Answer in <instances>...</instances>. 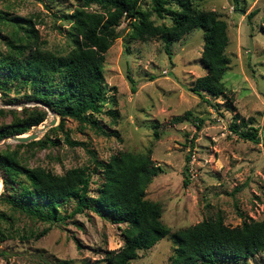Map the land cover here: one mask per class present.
Wrapping results in <instances>:
<instances>
[{
	"label": "rangeland",
	"instance_id": "1",
	"mask_svg": "<svg viewBox=\"0 0 264 264\" xmlns=\"http://www.w3.org/2000/svg\"><path fill=\"white\" fill-rule=\"evenodd\" d=\"M80 1L0 0V9L31 16L43 45L62 54L70 47L65 37L70 24L67 13ZM138 1L142 8H150V0ZM195 3L213 9L226 23L223 96L204 92L200 96L187 88L204 72L199 60V26L172 41L168 54L157 37L129 38V20L121 18L115 26L119 35L102 62L104 100L95 116L102 127L66 117L63 130L49 133L55 140L51 144L15 147L17 141L9 137L0 143L15 148L27 166L41 165L56 173L83 166L89 177V196L97 195L102 181L97 161H106L118 150H149L150 159L160 168L145 186L144 196L159 203L160 220L168 233L150 247L138 249L128 264H169L175 245L171 233L202 218L219 214L232 226L242 219L264 217V0ZM88 7L100 9L93 3ZM250 10L254 13L248 15ZM149 11L154 22H169L167 16L156 17ZM126 74L133 79V89ZM6 98L10 102L0 100V107L18 110L32 103L21 101V94L13 89ZM107 109L115 110V116ZM184 110H190L191 117L172 119ZM50 116L47 112L28 131L37 130ZM9 118L6 113L0 122ZM233 121L238 130L254 129L258 141L239 137L230 128ZM64 133L71 143L65 141ZM74 203L71 198L61 202L58 212L67 215ZM0 212L4 213L0 216V264H105L106 251L123 242L124 223L110 222L90 208L48 223L11 209L0 198ZM216 264H264V251L245 259L223 257Z\"/></svg>",
	"mask_w": 264,
	"mask_h": 264
},
{
	"label": "trees",
	"instance_id": "2",
	"mask_svg": "<svg viewBox=\"0 0 264 264\" xmlns=\"http://www.w3.org/2000/svg\"><path fill=\"white\" fill-rule=\"evenodd\" d=\"M91 3L100 9L89 8ZM149 10L156 17L167 16L169 22H154ZM252 13L254 10L247 14ZM67 14L70 24L65 37L70 47L58 54L43 45L31 16L0 9V100L10 102L6 96L13 89L21 94V101L43 104L29 103L18 110L0 107V116L10 114L9 120L0 122V140L26 132L40 123L47 115L46 106L55 113L57 122L48 126L42 136L17 141L15 147L53 143L55 140L49 133L63 130L66 117L102 127L95 118L96 113L102 111L104 100L102 62L104 52L119 35L115 26L121 18L129 20V38L157 37L168 54L172 41L199 26L202 29L199 60L204 72L187 88L200 96L203 92L213 97L225 94L221 76L228 61L224 52L226 23L213 9L199 8L195 0H150L149 9L142 8L138 0H81ZM261 28L264 31V26ZM126 76L133 89L132 77ZM106 112L116 114L113 109ZM181 117H191V111L184 110L172 119L178 121ZM193 117L201 121L200 117ZM230 124L239 137L258 141L251 127L238 130L234 121ZM64 139L72 142L67 133ZM262 144L264 146V139ZM97 164L101 167L102 181L97 195L89 196V177L83 166H72L62 173L41 165L27 166L19 160L15 148L4 144L0 146V198L11 209L48 223L84 208L106 216L110 222H123V242L116 249H108L104 260L105 264H128L137 256L138 249L150 247L168 233V227L160 220L159 203L144 196L145 186L160 166L150 159L149 150H118ZM70 198L75 201L74 206L67 215H61L60 203ZM3 215L0 212V216ZM171 239L175 245L169 264H216L223 257L245 259L264 251V217L242 219L239 224L230 226L216 214L173 231Z\"/></svg>",
	"mask_w": 264,
	"mask_h": 264
},
{
	"label": "water",
	"instance_id": "3",
	"mask_svg": "<svg viewBox=\"0 0 264 264\" xmlns=\"http://www.w3.org/2000/svg\"><path fill=\"white\" fill-rule=\"evenodd\" d=\"M34 102H32V103H34ZM35 103H38V102H35ZM38 104H42V103L39 102ZM46 110H47V112L50 113L51 116L49 119H47V121L43 122L37 130H32V131H27V132H22V133H14L12 135L4 136L0 140V143H3L4 140L6 139V137H9L13 141H18V142H26L28 140L38 138L39 132L43 131L46 127L51 126V125L56 123L55 122L56 121L55 113L53 111H51L50 108H48L47 106H46ZM0 181H1V178H0Z\"/></svg>",
	"mask_w": 264,
	"mask_h": 264
},
{
	"label": "bare ground",
	"instance_id": "4",
	"mask_svg": "<svg viewBox=\"0 0 264 264\" xmlns=\"http://www.w3.org/2000/svg\"><path fill=\"white\" fill-rule=\"evenodd\" d=\"M1 182V181H0Z\"/></svg>",
	"mask_w": 264,
	"mask_h": 264
}]
</instances>
